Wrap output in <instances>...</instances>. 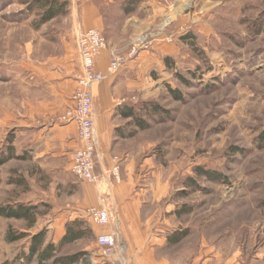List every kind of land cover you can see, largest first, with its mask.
I'll use <instances>...</instances> for the list:
<instances>
[{
    "label": "rangeland",
    "instance_id": "1",
    "mask_svg": "<svg viewBox=\"0 0 264 264\" xmlns=\"http://www.w3.org/2000/svg\"><path fill=\"white\" fill-rule=\"evenodd\" d=\"M43 1L52 0H0V124L15 118L59 123L73 105L67 106L62 90L54 84L77 70L78 26L71 15L75 3L67 0L64 16L41 23ZM125 1L93 0L101 13V31L115 46L109 53L127 55L138 38L148 43V49L139 52L132 89L123 103L133 105L149 128L122 140L111 152L110 167L103 168L97 148L96 187L99 195L105 192L101 202L108 189L126 186L149 202L151 211L158 208L166 220V232L189 231L182 248L212 247L247 258L261 254L264 0H138L129 15L123 11ZM80 4L76 3L78 8ZM143 105L151 110L142 109ZM113 124H118L119 134L136 130L118 117ZM8 145L0 142V155L7 153ZM20 155L28 158L29 150ZM21 162V174L15 178H20L22 192H10L7 197L39 202L33 212L38 221L35 227L45 231L47 241L57 239L64 229L62 214L82 216V230L94 224L89 209L77 208L75 195L81 184L91 183L77 180L67 168L53 174L38 169L33 176L29 160ZM116 164L120 182L108 174ZM196 168L214 175H201ZM104 178L107 184L101 183ZM49 201H53V212L45 203ZM26 252V241L19 242L0 264L17 259L16 264H22L21 254ZM75 254L72 264H99L92 236L60 252V256Z\"/></svg>",
    "mask_w": 264,
    "mask_h": 264
},
{
    "label": "crops",
    "instance_id": "2",
    "mask_svg": "<svg viewBox=\"0 0 264 264\" xmlns=\"http://www.w3.org/2000/svg\"><path fill=\"white\" fill-rule=\"evenodd\" d=\"M78 1L81 3L79 8L76 5ZM72 2L75 3V7L72 8L71 6L73 10L71 15L74 21L77 20L78 26L75 34L89 29L102 30L101 13L93 0H71ZM107 45L108 48L101 52L95 63L96 69L102 73L106 72L108 66L109 48H115L114 45L110 44V41H107ZM75 54L78 61L75 75L54 84V86L60 87L62 90L60 93L61 98L66 100L67 106L74 103L72 97L77 88V79L81 73L76 45ZM139 57L140 55L134 60L127 61L116 75L110 76L92 86L95 135L98 140V156L102 158L103 168L110 167L112 162L111 152L114 153L119 148L121 141L125 140L118 133L119 126L118 124H113V119L116 117L120 118L116 112L117 108L122 104H126L123 102L129 92H131L132 88L130 87L133 84L134 66L138 63ZM8 133H10V136L6 137ZM4 140L11 144L16 156H19L24 149L29 150V157L25 158V160H29V163L33 165L34 170L30 172L34 174L33 176L37 174L38 169L45 170L49 174H53L55 171L63 172L62 169H69V161L79 143L74 123L60 124L56 122L49 124L46 121L38 123L32 119L22 121L21 118L10 120L9 124H0V142L3 143ZM20 163H22L20 160L13 159L0 165V207L5 205L36 207L37 203H39L32 198L22 201L18 197L17 200L12 199L11 201L7 197V193L20 194L22 192L21 184L17 183L18 180L15 178L17 173L21 174ZM6 169H9L8 174ZM10 174L13 175V178L6 179L5 177H9ZM6 182L8 183L6 184ZM52 182L50 181V185H52ZM34 185L36 186V184ZM96 186L99 188L95 184H81L75 195L77 196V208L104 207L111 211L113 220L109 226L89 225L91 236L95 238V246L99 252V264L116 263L115 256L108 258L105 263L102 262L101 249L97 245L99 236L112 233L114 230L119 234V241L121 240V247L127 264H264V251L261 254H254L251 258H247V256L240 255L239 252L226 255L219 249L212 247L199 251L197 248H182L184 239L176 245L169 246L167 244V236L171 232H166L168 231L165 224L166 220L161 217L158 208L151 211V208L148 207L150 203L142 200L139 196L136 197L137 193L133 195L126 186L108 189V196L101 202L99 200V190ZM45 203L50 205L49 210L53 212V201ZM35 217V214H33L30 217V221L0 217V259L7 261L11 255V247L22 241H26L28 250L30 236L38 232L35 227L38 221ZM63 217L66 216L62 214L64 225L67 222L82 218V216H74L72 218L69 215L68 218L66 217L67 219ZM21 222L28 226L24 228L19 226L18 223ZM10 227L18 229L19 232H26L30 236L19 242L7 243L5 236ZM64 233L65 226L57 239L46 240V242L57 243Z\"/></svg>",
    "mask_w": 264,
    "mask_h": 264
},
{
    "label": "built area",
    "instance_id": "3",
    "mask_svg": "<svg viewBox=\"0 0 264 264\" xmlns=\"http://www.w3.org/2000/svg\"><path fill=\"white\" fill-rule=\"evenodd\" d=\"M146 39L138 38L133 42L127 55H120L112 51L109 53L106 72L96 69V58L107 48V41L103 32L99 29L79 31L76 35V48L80 61L81 73L77 79V88L73 95V105L59 118L60 124L74 123L76 125L78 146L74 150L69 161V171L81 182L98 185V177L95 173L97 165L98 140L95 135L93 116L92 86L116 75L127 61L138 57L140 51H146ZM108 173V172H107ZM109 176L115 182H120L119 166L114 165L109 171ZM107 184V178L101 183ZM103 192L99 200H102ZM89 219L98 226H109L113 220L111 211L107 208H91L88 210ZM119 234L113 231L97 238V245L101 249L102 262L115 256V264H127L123 249L119 243Z\"/></svg>",
    "mask_w": 264,
    "mask_h": 264
},
{
    "label": "trees",
    "instance_id": "4",
    "mask_svg": "<svg viewBox=\"0 0 264 264\" xmlns=\"http://www.w3.org/2000/svg\"><path fill=\"white\" fill-rule=\"evenodd\" d=\"M61 0H52V1H43L44 12L42 14L41 23H46L58 16H64L68 1L65 0L60 3ZM138 0H126L124 2L123 11L125 14H131L138 5ZM171 94L176 97V99L180 98V96L176 93V91L169 89ZM145 107L148 110H151L149 106L143 105L142 109ZM153 110H157L154 108ZM117 115L120 119L128 120L131 124H133L136 128L135 131L129 132V134H121L122 139L127 137H133L137 131H144L149 128V125L139 118L136 114L135 107L133 105L122 104L117 108ZM261 141V145H264V133L259 137ZM9 141V139H7ZM25 160L24 155L16 156L14 154L13 147L9 144L7 148L6 154L0 155V165L7 163L10 160ZM199 174L210 176L214 175L209 171H205L202 168L195 169ZM17 183L21 184L22 182L19 180ZM36 207H25L23 205L12 206L5 205L0 207V217L7 219H25L30 221V217L33 216V210ZM180 215V212H175ZM84 223L81 220H73L67 222L65 225V233L62 238L57 243L46 242V234L44 230H39L36 234L31 235L26 232H17L12 228H9L5 241L7 243H15L19 242L30 236L29 247L26 253L21 254L22 264H31L34 261L36 264H72L75 262L77 258V254L71 256H60L61 250L80 239H83L86 235L91 236L92 233L90 229L82 230L81 227ZM30 227V224H29ZM189 235L188 230H174L167 236V244L170 246L176 245L180 243L183 239H185ZM18 263V259L16 261ZM15 262H4L3 264H16Z\"/></svg>",
    "mask_w": 264,
    "mask_h": 264
}]
</instances>
